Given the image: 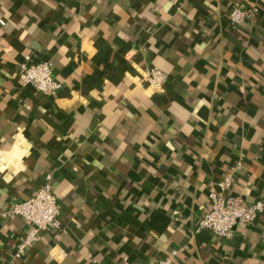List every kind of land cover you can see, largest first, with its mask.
Instances as JSON below:
<instances>
[{
    "label": "crops",
    "instance_id": "1",
    "mask_svg": "<svg viewBox=\"0 0 264 264\" xmlns=\"http://www.w3.org/2000/svg\"><path fill=\"white\" fill-rule=\"evenodd\" d=\"M234 1L0 0V212L51 174L61 222L15 260L26 221L0 216V264H264V211L195 233L227 172L264 202V0L233 28ZM27 55L62 87L24 84Z\"/></svg>",
    "mask_w": 264,
    "mask_h": 264
},
{
    "label": "built area",
    "instance_id": "2",
    "mask_svg": "<svg viewBox=\"0 0 264 264\" xmlns=\"http://www.w3.org/2000/svg\"><path fill=\"white\" fill-rule=\"evenodd\" d=\"M260 11L257 3L247 6L240 0H235L228 13L231 27L242 25ZM1 23L4 24V21L1 20ZM19 77L24 84L32 85L43 94H53L62 87V83L54 76L52 61L34 62L30 55L25 56L20 63ZM147 79L150 86L160 91L165 86L167 74L159 67H152L147 70ZM234 172H227L210 190V209L200 217L195 233L207 230L216 237L230 239L237 225L254 223L264 211L262 200L247 204L243 195L229 192L233 185ZM52 180V175L47 174L45 183L34 196L13 202L0 212L3 218L21 216L27 224L26 234L12 254L15 260L21 259L29 247L39 241L42 230L61 227L60 204L54 193ZM176 254L177 250H173L165 257L153 261L135 263L124 258L114 264H172Z\"/></svg>",
    "mask_w": 264,
    "mask_h": 264
}]
</instances>
